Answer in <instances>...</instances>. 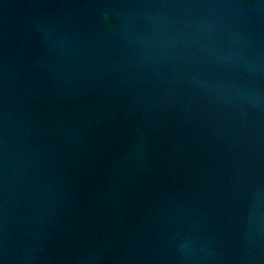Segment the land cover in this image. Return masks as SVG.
<instances>
[{"label": "water", "instance_id": "water-1", "mask_svg": "<svg viewBox=\"0 0 264 264\" xmlns=\"http://www.w3.org/2000/svg\"><path fill=\"white\" fill-rule=\"evenodd\" d=\"M0 264H264V0H0Z\"/></svg>", "mask_w": 264, "mask_h": 264}]
</instances>
